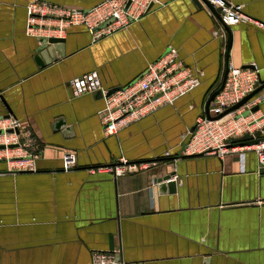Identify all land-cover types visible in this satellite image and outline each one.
<instances>
[{
  "label": "crops",
  "instance_id": "obj_1",
  "mask_svg": "<svg viewBox=\"0 0 264 264\" xmlns=\"http://www.w3.org/2000/svg\"><path fill=\"white\" fill-rule=\"evenodd\" d=\"M30 1L0 0V116L32 129L43 152L33 172H6L0 163V264H90L93 251L111 246L143 264H264V173L255 153H181L228 64L254 63L264 81V32L238 23L221 35L202 0H155L98 39L70 25L62 43L41 53L43 38L27 32ZM45 1L88 9L102 0ZM227 1L264 22V0ZM168 46L200 84L104 135L103 98L74 97L68 81L96 70L105 89L126 86ZM259 110L264 116V101ZM64 151L76 153L69 170ZM120 158L150 165L118 177L96 169ZM167 174L176 191L159 194L153 179Z\"/></svg>",
  "mask_w": 264,
  "mask_h": 264
},
{
  "label": "built area",
  "instance_id": "obj_2",
  "mask_svg": "<svg viewBox=\"0 0 264 264\" xmlns=\"http://www.w3.org/2000/svg\"><path fill=\"white\" fill-rule=\"evenodd\" d=\"M155 0H102L88 9H76L31 0L27 4V32L43 39L59 38L70 25L81 24L94 39L127 27L151 10ZM214 17L218 32L223 35L224 27L247 23L264 32V22L246 15L241 5L227 0H202ZM200 84L198 75L186 66L173 46L156 60L149 63L145 71L128 85L116 89H105L96 70L72 78L68 86L72 96L99 94L104 100L100 121L104 135L116 134L120 129L154 113L159 107L172 104L177 98L189 93ZM260 85L259 70L254 63L248 66L228 64L221 91L214 97L208 115L196 118L194 127L186 134L181 153L185 156L225 154L239 150L230 146V139L246 134L264 132V116L259 108L264 101V89L250 97L243 105L229 110L253 93ZM253 151L258 169L264 168V138L257 143L243 145ZM42 145L33 135L32 129L23 126L16 118L0 116V160L11 173L33 172L36 161L42 154ZM64 170L76 164V153H62ZM150 164L131 163L120 158L117 164L98 167L114 177L145 169ZM175 179L171 176L170 180ZM90 264H143L127 262L120 257L117 248L93 251Z\"/></svg>",
  "mask_w": 264,
  "mask_h": 264
},
{
  "label": "water",
  "instance_id": "obj_3",
  "mask_svg": "<svg viewBox=\"0 0 264 264\" xmlns=\"http://www.w3.org/2000/svg\"><path fill=\"white\" fill-rule=\"evenodd\" d=\"M193 1H196V0H193ZM63 42V39L61 38H54V37H49V38H46V39H42L41 40V45H40V48H39V51H41V53H45L47 52L46 49L49 45H57L58 43H62ZM45 52H42L44 51ZM44 55V54H42ZM55 57L52 56L51 57V60H53ZM44 64H48V61L44 60L42 65ZM226 71H227V68L224 72V75H223V78L221 80V83L219 85V87L211 94V96L209 97L206 105H205V108H206V115H208V107H209V104L210 102H212V100L214 99V97L221 91L222 87H223V84H224V79H225V75H226ZM264 89V81H260V85L259 87L253 92L251 93L249 96H247L246 98H244L242 101H240L237 105L233 106L231 109L229 110H234L236 108H238L239 106L243 105L250 97L254 96L255 94H257L259 91L263 90ZM112 91V90H111ZM259 107L256 106V107H253L251 109V111H255L257 110ZM264 138V136L261 134V132H256L253 136L252 135H249V134H246L242 137H239V138H233V139H230V146H243V145H250V144H254V143H257L259 142L260 140H262ZM187 139V137H186ZM186 139L184 140V142L186 141ZM183 145L184 143L182 144V148H183ZM0 163H3V168L6 172H8L6 170V165H5V162L4 160H0ZM114 164H117V161L111 165H114ZM260 172L261 173H264V168L260 169ZM170 178H171V175L170 174H167L165 175L164 177H161V178H154L153 181L154 183L157 185V188H158V193L159 194H165V193H174L176 191L175 189V181H170ZM113 249V247L111 246L109 250Z\"/></svg>",
  "mask_w": 264,
  "mask_h": 264
}]
</instances>
